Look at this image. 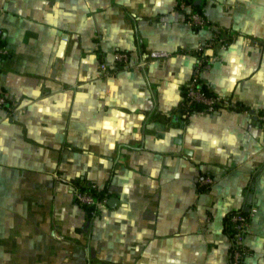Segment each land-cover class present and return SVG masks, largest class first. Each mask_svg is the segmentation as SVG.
<instances>
[{
	"label": "crops",
	"instance_id": "crops-1",
	"mask_svg": "<svg viewBox=\"0 0 264 264\" xmlns=\"http://www.w3.org/2000/svg\"><path fill=\"white\" fill-rule=\"evenodd\" d=\"M0 5V264H230L226 217L250 206L243 264H264V0L197 3L231 40L207 50L214 110L182 104L211 30L179 0ZM117 50L131 64L102 74Z\"/></svg>",
	"mask_w": 264,
	"mask_h": 264
},
{
	"label": "built area",
	"instance_id": "built-area-1",
	"mask_svg": "<svg viewBox=\"0 0 264 264\" xmlns=\"http://www.w3.org/2000/svg\"><path fill=\"white\" fill-rule=\"evenodd\" d=\"M179 8L184 14V19L188 25L196 29L207 27L211 30V36L200 41L195 48L199 57L195 64L192 76L185 86V97L182 103L183 106L190 109L196 105H201L209 110L230 106L231 101L228 97L207 90L201 83L202 72L208 65V48L213 46L226 48L231 42L229 33H227V31L218 23L209 21V19L197 9L196 0H179ZM1 10L2 6L0 5V11ZM1 34L2 29L0 28V37ZM7 53L8 48L0 43V65L5 60ZM170 54L171 53L166 50H154L151 52V56L154 58L165 57ZM130 64V53L126 50H117L115 52L114 62L108 63L102 61L99 64V68L102 74L112 75L121 67H126ZM4 104H6V96L0 93V106H3ZM212 181L213 179L210 176H206L201 179V184H208ZM74 196L78 203L82 205H96L99 207L108 202L107 196L97 199L90 190L83 188L81 185H76L74 187ZM246 211L247 212L239 209L230 215V221L233 228V234L231 236L230 264H243L245 257L250 253L245 238L249 232L251 219L256 214L257 207L250 206Z\"/></svg>",
	"mask_w": 264,
	"mask_h": 264
},
{
	"label": "trees",
	"instance_id": "trees-1",
	"mask_svg": "<svg viewBox=\"0 0 264 264\" xmlns=\"http://www.w3.org/2000/svg\"><path fill=\"white\" fill-rule=\"evenodd\" d=\"M196 106H198V105H196ZM82 187L90 190L97 199H101V198H103V197L106 196L105 188L104 189H101V188H99L98 186H96L94 184H86L85 186H82ZM83 206L86 207L91 214L94 212L95 208L97 207L96 205H83ZM242 210H244L245 212H247L246 209H242ZM233 212L234 211L230 212L227 215V217H226V231L230 234V237L233 234V228H232L231 221H230V215Z\"/></svg>",
	"mask_w": 264,
	"mask_h": 264
},
{
	"label": "water",
	"instance_id": "water-1",
	"mask_svg": "<svg viewBox=\"0 0 264 264\" xmlns=\"http://www.w3.org/2000/svg\"><path fill=\"white\" fill-rule=\"evenodd\" d=\"M196 3H199V4H202L203 3V0H196ZM66 37V36H65ZM251 112H255L254 110H252ZM255 116H258V115H255ZM250 198H251V195H250ZM114 199H116L115 197H110V199H109V203H111L112 202V200H114ZM249 201H251V199H249ZM247 209H249V207L247 208Z\"/></svg>",
	"mask_w": 264,
	"mask_h": 264
}]
</instances>
